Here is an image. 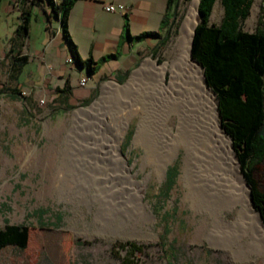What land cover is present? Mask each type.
Listing matches in <instances>:
<instances>
[{
  "label": "rangeland",
  "instance_id": "obj_1",
  "mask_svg": "<svg viewBox=\"0 0 264 264\" xmlns=\"http://www.w3.org/2000/svg\"><path fill=\"white\" fill-rule=\"evenodd\" d=\"M194 1H178L168 40L160 44L159 37L136 66L123 74L124 80H116L114 73L105 74L88 100L71 97L59 103L50 89H35L33 99L26 86L22 95L11 92L26 78L29 67L25 64L24 72L15 73L11 64L14 55L25 54L23 43L11 45L23 21L22 11L36 2L52 14L49 6L45 0H0V228L9 221L28 225L30 232L25 249L10 245L1 250L0 264H264V253L239 261L222 243L209 238L212 217L195 208L187 197L183 145L166 163L164 174L155 166L167 159L169 145L157 125L155 114L162 93L148 65L150 61L161 64L175 55L172 41L178 38ZM262 3L254 0L243 21L244 29L256 28ZM222 16L218 0L211 23H220ZM46 37L41 21L32 20L28 42L33 54L45 47ZM91 106L95 112H82ZM116 107L129 118L126 126L116 115ZM136 109L142 116L126 113ZM77 117L82 123L75 128ZM178 124L179 115L170 114L164 132L174 137ZM111 127L122 139L121 154L138 184L144 185L143 201L153 212L154 219L138 227L123 222L134 209L126 190L137 191L136 186L126 188L101 180L94 183L96 172L100 173L91 150L95 129L109 137ZM237 212L238 207L227 209L224 217L234 221ZM215 234L219 241L228 240L224 230Z\"/></svg>",
  "mask_w": 264,
  "mask_h": 264
},
{
  "label": "bare ground",
  "instance_id": "obj_2",
  "mask_svg": "<svg viewBox=\"0 0 264 264\" xmlns=\"http://www.w3.org/2000/svg\"><path fill=\"white\" fill-rule=\"evenodd\" d=\"M198 2L199 0L194 1L178 38L172 41L171 50L175 55L161 64L150 61L148 65L151 72L156 74L154 78L162 93V103L159 102L155 114L157 125L169 145L167 159L155 162V166L159 174H164L166 163L177 154L179 147L183 145L186 148L183 178L188 186V199L195 208L212 217L213 226L209 231V238L215 243H222L235 259L243 261L254 253H264V219L252 203L251 192L241 172L231 138L221 127L216 95L205 80L202 66L192 56L193 33L199 19ZM114 86L120 87L116 84ZM94 107L82 112H92ZM122 110L116 107V115L119 114L126 126L129 118L120 114ZM81 113L77 114L82 115ZM126 113L128 116H142L138 109ZM172 113L179 115L178 130L174 137L164 132L165 123ZM81 123L77 117L74 127ZM111 128L109 137L97 134L99 129H95L97 133L91 150L99 164L100 173L96 172L97 179L94 183L97 185L101 181H108L119 186L124 184L126 188L136 186L137 191L126 190L134 209L131 210L129 219L123 222L138 227L139 224L152 221L153 212L150 205L143 201L144 185L138 184L136 174L131 172L127 159L121 154L122 139L114 127ZM141 129L142 124L136 143ZM237 207L236 219L227 220L224 211ZM133 214L134 218L130 217ZM222 230L228 234L225 242L215 237V232Z\"/></svg>",
  "mask_w": 264,
  "mask_h": 264
},
{
  "label": "trees",
  "instance_id": "obj_3",
  "mask_svg": "<svg viewBox=\"0 0 264 264\" xmlns=\"http://www.w3.org/2000/svg\"><path fill=\"white\" fill-rule=\"evenodd\" d=\"M76 1L45 0L52 14L59 20L73 61L94 74L97 71L95 61L91 57L83 59L80 56L68 28L69 13ZM178 1L167 0L166 13L160 25L166 35H162L160 44L169 38L170 27L177 17ZM217 1L199 2L200 20L193 38L192 56L203 65L206 81L217 94L221 127L231 138L242 172L250 186L252 203L264 217V0L254 30L243 27V21L249 16L254 0H219L223 16L220 23L213 24L210 19ZM30 16L29 11L22 12L23 21L11 38L12 47L24 43ZM150 35L161 34L144 32L137 38ZM27 61L26 54L14 55L11 62L14 72H20ZM122 80L124 77L119 79ZM57 91L68 92L69 89ZM11 92L13 95H22L18 86L12 88ZM29 238L28 225L6 221L5 226L0 228V252L10 245L25 249Z\"/></svg>",
  "mask_w": 264,
  "mask_h": 264
},
{
  "label": "crops",
  "instance_id": "obj_4",
  "mask_svg": "<svg viewBox=\"0 0 264 264\" xmlns=\"http://www.w3.org/2000/svg\"><path fill=\"white\" fill-rule=\"evenodd\" d=\"M109 2L123 3L127 11L108 12L104 5ZM166 8L167 0H77L69 13L68 28L80 56L83 59L91 57L95 61L97 71L90 74L86 68L73 61L58 18L48 14L40 3L33 2L22 11L31 14L29 30L23 43L29 67L26 68V78L18 82V88L21 90L26 86L30 89V99L37 92L35 89H50L59 103L67 102L71 97L88 100L94 94L101 76L114 73L116 80L123 78L136 66L142 53L156 45L164 33L160 25ZM32 20L41 21L47 33V44L37 54L32 53L28 42V35L32 33ZM144 32H159L161 35L138 39L137 36ZM31 57H37L38 61L33 62ZM24 68L21 72H24ZM82 78H86L83 86L80 85ZM63 88L69 91H57Z\"/></svg>",
  "mask_w": 264,
  "mask_h": 264
},
{
  "label": "built area",
  "instance_id": "obj_5",
  "mask_svg": "<svg viewBox=\"0 0 264 264\" xmlns=\"http://www.w3.org/2000/svg\"><path fill=\"white\" fill-rule=\"evenodd\" d=\"M56 2H59L60 0H55ZM104 8L108 12H123L125 13L127 11V7L123 3H117V2H109L104 5ZM86 84V78H82L80 80V85Z\"/></svg>",
  "mask_w": 264,
  "mask_h": 264
},
{
  "label": "water",
  "instance_id": "obj_6",
  "mask_svg": "<svg viewBox=\"0 0 264 264\" xmlns=\"http://www.w3.org/2000/svg\"><path fill=\"white\" fill-rule=\"evenodd\" d=\"M199 2H200V0H199ZM199 2H198V6H199ZM198 14L200 15V13H199V10H198ZM197 26V25H196ZM196 26H195V28H194V33H193V38H194V34H195V29H196ZM192 45H193V39H192ZM198 61V60H197ZM199 62V61H198ZM199 64L202 66V68H203V70H204V67H203V65L199 62ZM205 75V74H204ZM205 80H206V78H205ZM207 82V81H206ZM208 84V83H207ZM211 88V87H210ZM213 90V89H212ZM213 92L215 93V95H216V98H217V103H219V100H218V97H217V94H216V92L213 90ZM219 110V109H218ZM240 163V162H239ZM240 168H241V165H240ZM241 172H242V169H241ZM242 174H243V176H244V173L242 172ZM244 179H245V177H244ZM245 181H246V183H247V180L245 179ZM247 185L249 186V184L247 183ZM249 188H250V186H249ZM264 219V218H263Z\"/></svg>",
  "mask_w": 264,
  "mask_h": 264
}]
</instances>
